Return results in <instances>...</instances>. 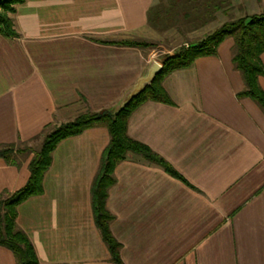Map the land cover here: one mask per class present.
I'll return each mask as SVG.
<instances>
[{
	"label": "crops",
	"instance_id": "0c3cea01",
	"mask_svg": "<svg viewBox=\"0 0 264 264\" xmlns=\"http://www.w3.org/2000/svg\"><path fill=\"white\" fill-rule=\"evenodd\" d=\"M262 8L264 0H24L11 16L16 37L0 34V147L32 149L52 127L116 105L151 60L160 63L161 46L200 40L228 11ZM123 41L160 47L115 44ZM232 48L226 38L215 56L166 75L167 101L129 115L127 136L175 175L139 156L115 164L104 209L123 264H264V110L239 96ZM257 85L264 91V76ZM107 142L104 127L61 140L42 194L18 206L16 227L38 264H114L90 195ZM32 156L0 158V194L25 185ZM0 264H16L2 247Z\"/></svg>",
	"mask_w": 264,
	"mask_h": 264
},
{
	"label": "trees",
	"instance_id": "16d2710c",
	"mask_svg": "<svg viewBox=\"0 0 264 264\" xmlns=\"http://www.w3.org/2000/svg\"><path fill=\"white\" fill-rule=\"evenodd\" d=\"M24 0H0V34L16 37L12 19L6 13H14V7ZM232 38V64L240 73L244 89L239 96L247 97L264 110V91L257 85V79L264 76V66L260 55L264 52V8L258 14L243 16L225 22L215 31L193 43L181 45L174 52L166 54L159 61L162 70L150 86L133 98L128 105L116 114L108 110L87 111L76 115L71 121L60 124L42 137L40 149L8 145L0 147V158L9 161L14 153H33L28 164L29 177L25 185L14 192L0 194V247L9 250L16 264H38L33 247L26 235L17 229L18 206L31 197L42 194V178L51 162L55 146L63 139L78 135L84 130L104 127L108 142L101 155L99 168L90 189L93 220L101 239L105 243L114 264H123L119 258L120 245L109 232L111 216L104 209L107 188L113 182L112 170L116 163L129 156H139L148 163H154L175 175L160 157L149 147L127 136L126 127L129 115L146 101L166 102V95L160 83L168 74L190 67L200 57L215 56L218 45L226 38ZM117 45L150 47L145 42H116Z\"/></svg>",
	"mask_w": 264,
	"mask_h": 264
},
{
	"label": "water",
	"instance_id": "95a60500",
	"mask_svg": "<svg viewBox=\"0 0 264 264\" xmlns=\"http://www.w3.org/2000/svg\"><path fill=\"white\" fill-rule=\"evenodd\" d=\"M162 70V66L155 60H151L146 67L143 75L136 81V83L128 89L119 100V102L113 106V110L109 111L111 114H116L121 111L130 101L137 97L144 89L151 85L155 77Z\"/></svg>",
	"mask_w": 264,
	"mask_h": 264
},
{
	"label": "rangeland",
	"instance_id": "374dc122",
	"mask_svg": "<svg viewBox=\"0 0 264 264\" xmlns=\"http://www.w3.org/2000/svg\"><path fill=\"white\" fill-rule=\"evenodd\" d=\"M228 16H227V20H226V22H231V21H234V20H237V19H239V18H241V16L243 15V14H241V13H237V12H235V11H228ZM6 15L10 18V19H12V14L11 13H6ZM243 17V16H242ZM182 38H184V37H182ZM185 40H187V38L185 37L184 38ZM189 43H191V42H178V43H172V44H168V46L166 45V47L164 46V48L162 47H160V46H158L159 44L158 43H152V42H150L149 44H151L152 46H150L149 48H156V47H160V49H159V61H161L162 60V57L164 56V55H166V54H169V53H171V52H174V51H176L177 49H178V47H180L181 45H185V44H189ZM169 47V48H168ZM168 48V49H167ZM161 50V51H160ZM119 102V101H118ZM117 102V103H118ZM113 106L112 107H109V108H106L105 110H108V111H112L113 109ZM85 112H87L86 110L85 111H83V112H81V113H85ZM81 113H79V114H81ZM62 124V123H61ZM60 125V124H59ZM58 125V126H59ZM57 127V126H56ZM55 127H52L49 131H47V133H50L53 129H54ZM46 133V134H47ZM41 141H42V139H40L38 142H36V144H34V146H33V150H35V151H37L38 149H40V146H41Z\"/></svg>",
	"mask_w": 264,
	"mask_h": 264
}]
</instances>
